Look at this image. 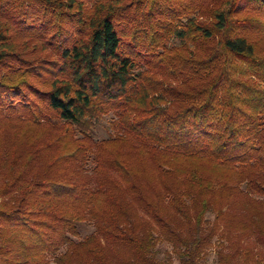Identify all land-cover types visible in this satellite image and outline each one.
Wrapping results in <instances>:
<instances>
[{
  "label": "trees",
  "instance_id": "1",
  "mask_svg": "<svg viewBox=\"0 0 264 264\" xmlns=\"http://www.w3.org/2000/svg\"><path fill=\"white\" fill-rule=\"evenodd\" d=\"M212 246L264 264V0H0V264Z\"/></svg>",
  "mask_w": 264,
  "mask_h": 264
},
{
  "label": "rangeland",
  "instance_id": "2",
  "mask_svg": "<svg viewBox=\"0 0 264 264\" xmlns=\"http://www.w3.org/2000/svg\"><path fill=\"white\" fill-rule=\"evenodd\" d=\"M90 7V5H87ZM181 41L178 38H170L166 42V48L171 49L180 45ZM52 55V54H51ZM116 116L110 112L104 115L97 123L93 130L94 140L100 141L102 139H107L111 135L116 133ZM93 167V164H89V169ZM94 230V226L92 224L83 223L81 225V236H86L90 234ZM215 246L209 248V256L205 264H215Z\"/></svg>",
  "mask_w": 264,
  "mask_h": 264
}]
</instances>
